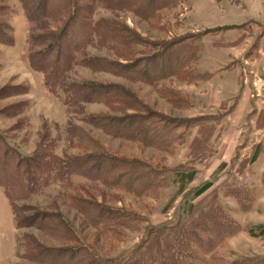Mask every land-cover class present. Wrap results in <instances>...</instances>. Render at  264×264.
Listing matches in <instances>:
<instances>
[{
  "label": "rangeland",
  "instance_id": "obj_1",
  "mask_svg": "<svg viewBox=\"0 0 264 264\" xmlns=\"http://www.w3.org/2000/svg\"><path fill=\"white\" fill-rule=\"evenodd\" d=\"M227 2L183 0L146 19L132 11H108L98 5L93 12V21L110 19L121 23L150 43L160 45L182 41L187 36L196 37L187 45L183 42L180 46L189 47V53L193 52L194 55V60L192 58L191 64L185 68L189 74L188 79L192 78L189 73L192 70L199 71L202 78L194 79L193 82L171 78L154 86H147L131 83L108 73L95 72L75 62L68 67L64 76L66 82L123 86L152 111L167 117L216 119L215 122L194 128L186 135L181 146L166 152L113 138L87 124L85 121L88 116L116 113L105 104L65 107L64 96L60 92H57L59 95L50 93L43 84L42 76L33 72L27 62L28 34H43L45 30H53L54 25L50 21L48 28H41V31L30 30L19 1L0 0V37L12 39L10 46L0 43V133L8 145L23 158L41 156L49 161L47 154H50L58 159L57 165L52 166L58 169L59 162L65 155L70 157L91 153L85 146L75 142L74 129H81L111 156L137 159L159 170H166L164 177L167 184L166 187L151 192L154 194L136 197L119 188H109L100 181H91L78 175L54 182L51 172L45 180L39 182L43 186L32 196L26 193V199L15 202L18 207L26 206L31 209L21 213L24 217H34L36 213L61 216L62 222L71 228V237L76 236L78 243L55 237L59 231L53 230L51 223L47 224L46 230L16 229L12 207L0 187V264H41L24 257L28 243H35L43 248L83 246L100 259L124 260L138 246H145V250L151 252V244L161 234L162 246L170 244L175 234L181 233L201 213L212 209L221 211L239 227V231L228 235L216 247L211 254V264H234L247 260L250 261L249 264H264V237L259 234L260 227L264 228V73L255 71L250 63H242L239 78L237 77L246 86L245 94L252 101L249 105L251 114L241 122L243 134L246 133L244 135L247 136L242 138L240 148H237L234 157L228 159L227 163L219 162L216 165L218 160H210L212 155L205 147L212 150L219 148L212 142L207 145L205 143L206 139L212 140L216 136L215 128L210 129L208 125H223L244 90L240 85L234 93H230L226 112H221L220 107L206 106L207 88L219 72L207 70L202 60L207 52H220V37L230 30L229 27L220 28V17L233 19L238 14H249V9L245 11L235 5H226ZM244 26L241 27L249 33L263 31L255 21H248ZM71 35L76 38V30ZM257 44V40H250L246 48L254 51L258 48ZM85 52L88 57L108 58L121 64L130 63L118 57L115 49L111 51L88 45ZM227 67L235 68L234 64ZM164 89L177 91L190 107L185 110L173 108L160 94ZM208 90L213 92L216 100L220 99V86ZM259 112L262 119L253 120V115ZM192 135L197 144L186 148ZM42 141H45L44 145ZM240 159L246 160L244 163L247 164L240 166ZM44 175L47 173L44 172L41 177ZM205 183H211L210 188L201 196L194 197V192ZM233 189L248 192L241 195L242 204H250L246 212H242L238 202L229 196ZM81 198L95 199L111 209L131 213L142 220L140 230L118 234L107 232L101 226H90L77 213L73 204L75 199ZM49 258L58 260L57 256Z\"/></svg>",
  "mask_w": 264,
  "mask_h": 264
},
{
  "label": "trees",
  "instance_id": "obj_2",
  "mask_svg": "<svg viewBox=\"0 0 264 264\" xmlns=\"http://www.w3.org/2000/svg\"><path fill=\"white\" fill-rule=\"evenodd\" d=\"M18 1L30 30L41 31V28H48L50 21L54 25L53 30H45L43 34L32 32L27 37L28 66L42 76L47 90L54 95H59L57 92H60L64 96L63 105L67 108L73 105L102 103L116 112L88 116L85 122L95 129L113 138L167 152L181 146L186 135L194 128L215 122L216 119L211 117L179 119L154 112L130 90L120 85L66 82L64 78L68 67L74 62L95 72L108 73L128 82L147 86H154L171 78L188 82L202 78L203 75L199 71L192 70L189 71L192 78L188 79L189 74L185 68L194 60V55L193 52L189 53V47L180 46L183 42L187 45L196 37L187 36L182 41L159 45L148 42L121 23L110 19H92L97 5L108 11H132L146 19L158 11L170 9L183 0ZM74 30L77 32L76 38L71 35ZM0 40H6L0 43L7 46L12 44L9 37H0ZM88 45L111 51L115 49L118 57L130 63L121 64L108 58L88 57L85 52ZM160 94L175 109L185 110L190 107L177 91L164 89ZM74 130L75 142L85 146L91 153L70 157L65 155L59 162L58 169L52 167L58 163L56 157L47 154L49 161H45L41 156L33 159L23 158L8 145L0 133V187L12 207L16 229L46 230L47 224L51 223L53 230L60 233H56L55 237L78 243L76 236L71 237V228L62 222L61 216L36 213L34 217H24L21 213L31 209L26 206L18 207L15 203L17 200L26 199V193L32 196L43 186L39 182L45 180L51 172L54 182L78 175L91 181H100L109 188H119L136 197L154 194L151 192L166 187V170H159L137 159L111 156L104 152L87 132ZM44 142L42 141V145ZM44 172L47 175L41 177ZM210 186L211 183H205L194 192V197L201 196ZM232 192L234 194L229 196L238 202L242 212H246L250 204H242L241 195L248 192L239 189H233ZM73 204L77 213L92 227L101 226V229H106L107 232L118 234L128 230H140V218L119 209L106 207L95 199H75ZM238 231L239 227H236L232 220L221 211L212 209L201 213L181 233L175 234L170 244L162 246L161 234L154 239L151 247L149 246L151 252L146 251L145 246H138L124 260L100 259L83 246L43 248L35 243H28L24 257L41 264H211V254L216 247L228 235ZM259 234L264 237V228L260 227ZM50 256H57L58 260L50 259ZM249 263L247 260L234 264Z\"/></svg>",
  "mask_w": 264,
  "mask_h": 264
},
{
  "label": "crops",
  "instance_id": "obj_3",
  "mask_svg": "<svg viewBox=\"0 0 264 264\" xmlns=\"http://www.w3.org/2000/svg\"><path fill=\"white\" fill-rule=\"evenodd\" d=\"M227 1L226 5H235L245 11L249 9V14L247 16H240L238 14L233 19H223V17H220V28L229 27L230 30L226 31L223 37H220V52H207V56L202 60L207 70L215 73L219 72L217 77L211 82L213 85L210 84L208 88L211 89L214 86H220V99L216 100L213 92L207 88V96L205 98L206 106L208 107L211 105L213 108L220 107L221 112H226L227 104L230 100V93H234L240 85L244 90L240 98L236 101L232 114L230 113V115H228L223 125H208L210 129L215 128L216 136L213 137L212 140L206 139L205 143L207 145L212 142L216 148H219L212 150L208 146L205 147L208 149V153L212 155L210 160H218L216 165L219 162L222 164L231 160L237 148H240L242 138L247 136L244 135L246 133L243 134L244 131L241 127V122L251 114V107L249 105L252 101L248 99V96L245 94L246 86L237 79L240 74L239 70L242 67V63L244 65L250 63L255 71L264 73V0ZM221 5L224 6V4ZM248 21H255L260 28H263V31L249 33L245 30L246 27L244 26ZM254 39L258 41L256 45L258 48H255L254 51H248L249 48H246V46L248 47L249 41ZM201 63L203 64V62ZM232 64H234L235 68L227 67L230 65L232 66ZM215 81H217V83ZM261 119L260 112L253 115V120L256 121ZM195 144H197V142L192 135L190 143L186 144V148ZM242 150L244 151L245 148ZM240 161L242 160L240 159ZM245 161L246 160L240 162V166L246 165L247 163H244Z\"/></svg>",
  "mask_w": 264,
  "mask_h": 264
}]
</instances>
